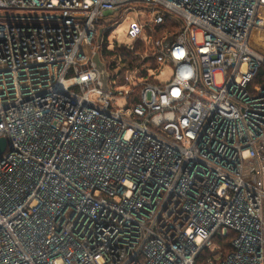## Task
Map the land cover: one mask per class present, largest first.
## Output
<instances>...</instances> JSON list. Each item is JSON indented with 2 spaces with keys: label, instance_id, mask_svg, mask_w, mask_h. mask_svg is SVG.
<instances>
[{
  "label": "built area",
  "instance_id": "obj_1",
  "mask_svg": "<svg viewBox=\"0 0 264 264\" xmlns=\"http://www.w3.org/2000/svg\"><path fill=\"white\" fill-rule=\"evenodd\" d=\"M0 138V264H264V0H0Z\"/></svg>",
  "mask_w": 264,
  "mask_h": 264
},
{
  "label": "rangeland",
  "instance_id": "obj_2",
  "mask_svg": "<svg viewBox=\"0 0 264 264\" xmlns=\"http://www.w3.org/2000/svg\"><path fill=\"white\" fill-rule=\"evenodd\" d=\"M45 13H49V12H45ZM37 15L39 14L30 12V11H23V10H16V11H11L10 13H6V16H21V17L37 16ZM135 16H136L135 13H130L127 19L113 30L112 34L109 36V41L110 42L117 41L118 43L130 44L129 39L126 36V32H127L130 21H132L135 18ZM167 73H170V71L167 70ZM216 82L217 84H221L222 78L220 76H217Z\"/></svg>",
  "mask_w": 264,
  "mask_h": 264
},
{
  "label": "water",
  "instance_id": "obj_3",
  "mask_svg": "<svg viewBox=\"0 0 264 264\" xmlns=\"http://www.w3.org/2000/svg\"><path fill=\"white\" fill-rule=\"evenodd\" d=\"M95 62L101 74V81L103 83V89L108 90L109 89L108 87L109 74L106 71L105 65L100 61L99 52L95 56ZM7 148H8V140L6 138H0V160L3 158L4 154L6 153Z\"/></svg>",
  "mask_w": 264,
  "mask_h": 264
},
{
  "label": "trees",
  "instance_id": "obj_4",
  "mask_svg": "<svg viewBox=\"0 0 264 264\" xmlns=\"http://www.w3.org/2000/svg\"><path fill=\"white\" fill-rule=\"evenodd\" d=\"M234 237L233 233H230L228 235V237H224V238H218L216 241L219 245H221L222 247V251L224 252V257L227 256L231 251H232V247H231V241ZM211 255V253H209L208 251H204L202 252V254L200 255L197 264H207L206 260L207 258ZM220 261H217L216 264H219Z\"/></svg>",
  "mask_w": 264,
  "mask_h": 264
}]
</instances>
